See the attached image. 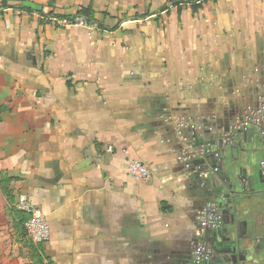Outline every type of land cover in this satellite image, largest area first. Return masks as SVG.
<instances>
[{
  "label": "crops",
  "instance_id": "0c3cea01",
  "mask_svg": "<svg viewBox=\"0 0 264 264\" xmlns=\"http://www.w3.org/2000/svg\"><path fill=\"white\" fill-rule=\"evenodd\" d=\"M177 2L0 0V180L9 207L23 194L46 216L49 264H193L210 200L225 218L206 233L210 264H264L262 189L246 161L264 140L251 131L204 179L212 163L187 169L176 128L209 118L229 130L264 100V0ZM84 9L100 29L59 24ZM133 159L146 181L128 172ZM233 170L248 177L238 214L222 198Z\"/></svg>",
  "mask_w": 264,
  "mask_h": 264
},
{
  "label": "built area",
  "instance_id": "2783aa9c",
  "mask_svg": "<svg viewBox=\"0 0 264 264\" xmlns=\"http://www.w3.org/2000/svg\"><path fill=\"white\" fill-rule=\"evenodd\" d=\"M59 24L62 26H81L88 29L91 32L100 29V25L96 22H90L84 15H77L74 18L64 17L59 20ZM183 121H179V127H183ZM213 129V128H212ZM251 131H257L259 136L264 139V100L261 101L257 109H251L243 117L238 119L229 129V131H223L217 129L216 133L219 138L223 139L224 144H232L233 140L243 139L245 133L249 135ZM216 151L208 146H202L199 152L185 150L179 157L180 161L185 165L187 169L193 168V161L200 156ZM216 157L217 154H216ZM218 157V161H219ZM260 172L264 178V158L260 161ZM219 166L214 168V171L219 172ZM128 172L137 181H146L150 177V170L147 165L140 160H130L128 162ZM208 173L202 171L201 176L208 177ZM15 208L28 215L24 223L27 235L31 239L34 245L42 246L48 243L51 239V226L46 216L40 211L36 205L26 196H18ZM223 223V213L220 205L214 201H208L205 206L200 210L198 215V224L196 227L197 242L193 248V259L197 264H203L210 259L211 248L209 244L203 239L205 232L209 229H218ZM46 264H49L45 260Z\"/></svg>",
  "mask_w": 264,
  "mask_h": 264
},
{
  "label": "water",
  "instance_id": "95a60500",
  "mask_svg": "<svg viewBox=\"0 0 264 264\" xmlns=\"http://www.w3.org/2000/svg\"><path fill=\"white\" fill-rule=\"evenodd\" d=\"M181 121H183L184 123L183 127L182 126L179 127L178 126L179 121H177L176 128L178 130L179 136L187 142V146L184 149V151L187 150V151L199 152L202 146H208L211 149L213 148L212 146L216 147V151L206 153L199 157V158H204L212 163L211 167L207 171H204L208 173L209 174L208 177L210 176L211 178L212 177L215 178V175H219L220 172L222 171L224 160L227 156L228 148L230 149L234 148L236 144H240L242 142L253 143L255 141V139L253 138L250 139L248 134L245 133L243 139L235 138L232 144H224L223 139L219 138V136L216 133L218 127L214 124L213 120L206 118L193 123H191L189 119H184ZM224 131H229V130H224ZM216 154L220 159L219 161H218V157H216ZM195 161L196 159L193 161V164ZM216 166H219L220 168L219 172L214 171V168ZM208 177H205L204 179H208ZM260 178H261V182L264 183V178L262 177L261 172H260ZM225 179H226V184L224 187H226V189L228 190V194L222 191L224 193L222 194L223 196L222 198L225 199L227 197L226 200L227 206L230 207V209L234 212V214H238L241 206L243 207L241 200L245 195L244 184L245 182H248V177H243L241 173H237L236 170H233L227 173V177ZM235 225L237 227V221Z\"/></svg>",
  "mask_w": 264,
  "mask_h": 264
},
{
  "label": "rangeland",
  "instance_id": "374dc122",
  "mask_svg": "<svg viewBox=\"0 0 264 264\" xmlns=\"http://www.w3.org/2000/svg\"><path fill=\"white\" fill-rule=\"evenodd\" d=\"M257 147V150H250V155L248 153L249 156L246 161L254 184L264 190V183L261 182L260 178V161L264 158V143H259ZM8 207V202L0 186V264H26L27 256L17 241L8 215Z\"/></svg>",
  "mask_w": 264,
  "mask_h": 264
},
{
  "label": "trees",
  "instance_id": "16d2710c",
  "mask_svg": "<svg viewBox=\"0 0 264 264\" xmlns=\"http://www.w3.org/2000/svg\"><path fill=\"white\" fill-rule=\"evenodd\" d=\"M195 1L196 0H180V2H177L176 4H180L181 2H185V3L192 2L195 8L198 6L197 3H195ZM79 14L87 17V19L90 22H96V20H94L92 17L91 9H84ZM74 17L75 16H73V18ZM9 183H10V179L2 178L0 180V186L2 192L8 198L10 203L13 204L12 193L8 188ZM7 211H8V215L11 218V221L13 222L12 227L14 229V232L18 235L19 243H21L22 246L26 249L27 257L30 260V264H46L45 258L40 252L39 246H36L32 243L25 230L24 223L28 218V215L22 211L17 210L13 205L9 207Z\"/></svg>",
  "mask_w": 264,
  "mask_h": 264
},
{
  "label": "flooded vegetation",
  "instance_id": "af4514ba",
  "mask_svg": "<svg viewBox=\"0 0 264 264\" xmlns=\"http://www.w3.org/2000/svg\"><path fill=\"white\" fill-rule=\"evenodd\" d=\"M262 198H263V203H264V190H262ZM230 199V198H229ZM228 199V200H229ZM241 203L243 204V207L241 206V208H240V210H242L245 206H246V204H245V199H244V197H243V199L241 200ZM224 221H225V218H224V214H223V223H222V226L224 225ZM198 224V219L196 220V225ZM221 226V227H222ZM210 230V229H209ZM209 230H207L206 232H205V234H204V236H203V239L209 244V246H210V248H211V256H210V259L207 261V262H205V263H203V264H210V263H212L213 261H214V259H215V257H216V250H215V248L213 247V245L207 240V238H206V233L209 231ZM192 259H193V253H192ZM193 264H197L195 261H194V259H193Z\"/></svg>",
  "mask_w": 264,
  "mask_h": 264
}]
</instances>
